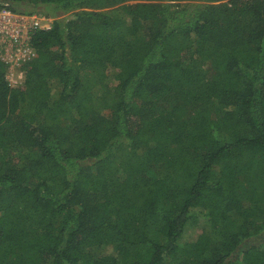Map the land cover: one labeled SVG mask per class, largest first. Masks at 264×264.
Wrapping results in <instances>:
<instances>
[{"label": "trees", "instance_id": "trees-1", "mask_svg": "<svg viewBox=\"0 0 264 264\" xmlns=\"http://www.w3.org/2000/svg\"><path fill=\"white\" fill-rule=\"evenodd\" d=\"M0 9V264H264V0Z\"/></svg>", "mask_w": 264, "mask_h": 264}, {"label": "built area", "instance_id": "built-area-1", "mask_svg": "<svg viewBox=\"0 0 264 264\" xmlns=\"http://www.w3.org/2000/svg\"><path fill=\"white\" fill-rule=\"evenodd\" d=\"M54 17L45 13H19L0 9V55L9 63L10 87L23 82L24 72L16 67L32 55L31 36L38 29L47 30L53 25Z\"/></svg>", "mask_w": 264, "mask_h": 264}, {"label": "rangeland", "instance_id": "rangeland-1", "mask_svg": "<svg viewBox=\"0 0 264 264\" xmlns=\"http://www.w3.org/2000/svg\"><path fill=\"white\" fill-rule=\"evenodd\" d=\"M186 235H188V234H186Z\"/></svg>", "mask_w": 264, "mask_h": 264}]
</instances>
